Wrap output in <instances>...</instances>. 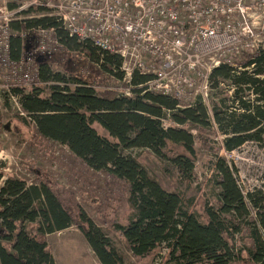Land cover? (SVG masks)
<instances>
[{"label":"trees","instance_id":"obj_1","mask_svg":"<svg viewBox=\"0 0 264 264\" xmlns=\"http://www.w3.org/2000/svg\"><path fill=\"white\" fill-rule=\"evenodd\" d=\"M10 26L13 31H25L30 36L33 35L30 29L37 26L54 28L65 49L81 48L89 60L118 79L122 78L119 56L100 52L89 43L77 42L52 16L16 20ZM22 51L21 39L13 35L10 38L11 58H19ZM50 59L43 58L37 63L39 80L54 83L46 96H41L38 88L28 91L12 88L11 92L20 96L21 108L34 122L40 136L66 145L89 168L127 181L129 203L136 209H144L151 200L162 196L164 190L149 178L136 160L123 156L121 149L147 148L156 156L170 157L167 159L183 174L192 168L195 157L193 135L182 127L184 125L200 132L209 128L213 121L224 137L222 147L226 151L237 149L248 141L260 144L264 140L262 48L242 53L238 59L240 69L219 64L210 71L211 90L224 83L231 89L229 96L211 102L210 116L198 98L187 106L167 96L142 92L138 85L148 76L136 73L132 76L131 97L99 93L82 77L66 78L58 72L53 73ZM69 82L72 88L67 86ZM163 119L176 126L163 127ZM93 123L101 126L114 142L100 136L92 127ZM167 142L181 144L188 156H167ZM212 181L218 189V211L201 202L200 217L189 216L184 221L180 218V228L176 226V232L168 238H164L167 226L163 223L151 220L129 224L121 233L131 253L143 256L166 242V264H229L236 257L227 235L237 232L239 225L246 222L250 226L246 242L248 256L254 264H264V191L243 195L231 167L223 159L214 162ZM245 198L254 209L255 218H248ZM78 218L77 227L98 262L123 264L108 237L83 214ZM73 221L72 213L46 183L27 185L20 179H6L0 186V264H54L44 235L65 229ZM24 223H36V234H28Z\"/></svg>","mask_w":264,"mask_h":264},{"label":"rangeland","instance_id":"obj_2","mask_svg":"<svg viewBox=\"0 0 264 264\" xmlns=\"http://www.w3.org/2000/svg\"><path fill=\"white\" fill-rule=\"evenodd\" d=\"M32 1L34 0H0V14L16 12L11 21L15 22L48 13L39 5L31 4ZM36 1L43 3L47 0ZM50 41L52 42L51 38ZM32 43L33 40L29 41L30 45ZM51 45L55 47L49 62L53 73L58 72L66 78L82 77L99 93L119 95V92L126 90L127 86L123 81L89 60L81 48L72 51L62 45ZM3 78V70L0 69V85L4 83ZM52 84V81H33L26 86V90L38 88L41 96H46ZM60 85L62 87L64 84L61 82ZM67 86L73 87L70 82ZM230 92L231 89L224 83L213 90L209 87L206 101L200 100L198 93L194 99L200 100L210 116L211 102L229 96ZM165 121L166 125L161 122L163 127L176 126L168 119ZM92 127L100 136L114 142L97 123H93ZM182 127L193 135L195 150L192 168L183 174L167 159L170 157L156 156L147 148L121 149L123 156L136 160L149 178L164 190L162 196L151 200L148 206L140 210L129 203L127 181L106 171L89 168L66 145L40 136L28 114L20 113L6 91H0V149L12 156L10 162L2 164L7 171L0 170V186L8 178L23 180L27 185L44 182L72 213L75 221L67 228L44 235L54 264H99L77 227L79 214L90 219L108 237L123 264H166V244L158 245L143 256H135L121 234L123 227L154 220L167 226L164 238H168L176 232V226L181 220L184 221L189 216L200 217L201 205L204 203L218 211V189L212 181L213 165L217 159H223L231 167L243 195L264 191V140L260 144L248 141L237 149L226 151L222 147L224 137L213 121H210L209 128L200 132L189 125ZM165 151L167 156H188L179 143L167 142ZM245 203L249 210L248 218H255V211L246 198ZM36 225L24 223V228L28 234H34ZM249 227L246 222H242L237 232L227 235L228 244L236 257L229 264H254L248 256L246 246Z\"/></svg>","mask_w":264,"mask_h":264},{"label":"built area","instance_id":"obj_3","mask_svg":"<svg viewBox=\"0 0 264 264\" xmlns=\"http://www.w3.org/2000/svg\"><path fill=\"white\" fill-rule=\"evenodd\" d=\"M59 22L68 36L89 43L100 52L120 57V71L127 88L118 96L131 97V78L148 76L138 85L142 92L160 94L182 105L208 96L210 71L219 64L240 69L242 53L264 49V0H47L32 1ZM16 12L0 14V69L6 91L20 113H25L12 88L26 90L39 80L35 58H51L61 45L54 28L35 27L30 35L13 31ZM18 35L23 51L10 56V38ZM52 39V42L50 41ZM43 83V82H41ZM210 113V110H209ZM165 125V119L161 120ZM12 159L0 149V170Z\"/></svg>","mask_w":264,"mask_h":264},{"label":"water","instance_id":"obj_4","mask_svg":"<svg viewBox=\"0 0 264 264\" xmlns=\"http://www.w3.org/2000/svg\"><path fill=\"white\" fill-rule=\"evenodd\" d=\"M31 38L32 36H30V38L28 40H26V44L24 46V50L27 51L31 48V45L29 44V41H31ZM43 61V57L41 55H38L36 58H35V62L36 63H40Z\"/></svg>","mask_w":264,"mask_h":264},{"label":"flooded vegetation","instance_id":"obj_5","mask_svg":"<svg viewBox=\"0 0 264 264\" xmlns=\"http://www.w3.org/2000/svg\"><path fill=\"white\" fill-rule=\"evenodd\" d=\"M34 123V122H33ZM35 125V124H34ZM237 183V181H236ZM238 185V184H237ZM239 187V186H238ZM126 227V226H125ZM124 228V227H123ZM177 228L179 229L180 228V225H177ZM122 234V233H121ZM123 236V235H122ZM124 237V236H123ZM161 244H166V242H162ZM166 247V246H165ZM167 248V247H166ZM91 249V248H90ZM94 254V253H93ZM167 255H168V248H167ZM95 256V255H94ZM97 259V258H96ZM98 261V260H97ZM99 263V262H98ZM100 264V263H99Z\"/></svg>","mask_w":264,"mask_h":264}]
</instances>
